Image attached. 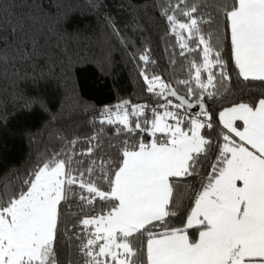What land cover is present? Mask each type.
Returning a JSON list of instances; mask_svg holds the SVG:
<instances>
[{
	"label": "snow or ice",
	"instance_id": "snow-or-ice-1",
	"mask_svg": "<svg viewBox=\"0 0 264 264\" xmlns=\"http://www.w3.org/2000/svg\"><path fill=\"white\" fill-rule=\"evenodd\" d=\"M161 8L179 56L195 54L177 81L185 94L149 75L146 47L140 75L162 102L102 109L99 123L131 138L115 153L100 155L96 135L83 151L61 137L64 146L30 169L0 172V264H59L61 206L76 202L70 231L82 264H264V95L219 111L206 103L231 81L230 62L242 80L264 82V0H230L215 14L199 0ZM10 31L0 46L32 60L39 39H17L24 25ZM197 176L198 189L180 191Z\"/></svg>",
	"mask_w": 264,
	"mask_h": 264
},
{
	"label": "trees",
	"instance_id": "trees-1",
	"mask_svg": "<svg viewBox=\"0 0 264 264\" xmlns=\"http://www.w3.org/2000/svg\"><path fill=\"white\" fill-rule=\"evenodd\" d=\"M168 0H0V39L25 34L39 39L32 60H21L14 50L0 46V172L23 173L45 155L64 146L61 137L78 139L77 151L86 150L96 135L99 154L115 153L120 141L116 125L100 124L105 106L124 100L155 107L162 100L149 94L137 59L144 48L155 64L149 75H160L185 94L177 81L187 78L192 56H179L175 38L168 35L161 5ZM193 0H188L192 3ZM230 0H199L201 9L213 13ZM120 30L124 42L114 33ZM227 59V56L225 57ZM174 61V62H173ZM229 63L230 82L215 100H206L216 111L240 100L264 95V82L244 81ZM207 131V130H206ZM219 129L210 132L215 138ZM138 138V137H137ZM95 156V153H94ZM93 157H81L87 161ZM209 169H202V175ZM6 182V181H5ZM201 177L181 182L198 189ZM62 224L57 248L59 264H82L83 258L71 239L79 203L61 206ZM178 224L179 220H173ZM78 230V229H77Z\"/></svg>",
	"mask_w": 264,
	"mask_h": 264
},
{
	"label": "water",
	"instance_id": "water-1",
	"mask_svg": "<svg viewBox=\"0 0 264 264\" xmlns=\"http://www.w3.org/2000/svg\"><path fill=\"white\" fill-rule=\"evenodd\" d=\"M193 111H198V108L197 109H193Z\"/></svg>",
	"mask_w": 264,
	"mask_h": 264
}]
</instances>
